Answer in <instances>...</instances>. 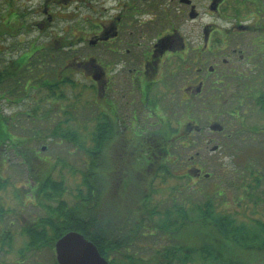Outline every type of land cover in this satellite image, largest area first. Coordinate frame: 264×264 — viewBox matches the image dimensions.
<instances>
[{
  "label": "flooded vegetation",
  "instance_id": "obj_1",
  "mask_svg": "<svg viewBox=\"0 0 264 264\" xmlns=\"http://www.w3.org/2000/svg\"><path fill=\"white\" fill-rule=\"evenodd\" d=\"M20 58L34 80L0 82L9 90L3 115L24 117L26 130L28 108L5 105L27 103L36 79L58 86L83 74L91 124L101 114L121 141L106 162L111 152L155 150L141 138L168 126L195 138L198 159L182 168L193 184L215 177L204 171L205 152H223L222 160L264 151V0H0V72Z\"/></svg>",
  "mask_w": 264,
  "mask_h": 264
},
{
  "label": "trees",
  "instance_id": "obj_2",
  "mask_svg": "<svg viewBox=\"0 0 264 264\" xmlns=\"http://www.w3.org/2000/svg\"><path fill=\"white\" fill-rule=\"evenodd\" d=\"M24 62L25 60L20 58L19 61L13 62L10 70L0 72V82L6 78L22 79L24 73L28 74L29 79L34 80L31 69L27 72ZM260 77L264 79V72ZM35 82H37L36 86L32 87L30 84L28 88V96L38 97L35 99L37 106L30 110L27 117L33 121L48 117L49 111L41 115L36 113L41 110L40 105L44 100L50 105V111L57 113L63 110L64 106L62 107L61 104L66 99L63 87L76 88L79 85L73 78L62 79L58 86L44 85L38 79ZM12 88L23 90L22 82L14 81ZM44 89L48 92L46 93ZM8 93L7 87L0 86V192L11 187L17 188L18 191L25 179L27 182L25 174L32 183H35L29 194L30 201L44 208L46 212L27 221L21 217L23 214H20V218L17 216L19 222L24 225L22 235L26 238L30 251L34 253L50 251L53 256L52 264H58L54 252L55 242L66 232L77 230L97 245L100 253L110 261V264H175L177 260L180 264L199 263V260L203 264H264V220L250 217L249 221H239L236 214L226 210L229 209L227 201L219 202L221 210L218 208L217 200L225 194L224 185L227 184L228 179L234 177L233 171L223 169V178L219 184H214L204 191L205 199L196 205L197 214L193 218L187 214L185 205L175 204L173 207L167 206L164 210L160 205L150 206L153 195L162 189L157 186L158 181L168 186L170 184L167 183L168 180L181 179L183 183L173 187L175 192L172 189L174 194L185 191L189 194L198 191L202 193L193 186L190 178L183 174L182 169L192 156L197 159L195 138L187 135L177 136L168 126L164 131L156 130L141 138L143 140L141 143L150 144V141L155 143V150L128 153L121 158L117 153L111 152L106 162L105 151L112 148V143H114L112 150H115V145L121 141L114 140L117 135L113 131V124L108 122V125L104 126L101 114L93 116L96 125L91 130L92 145L89 146L82 143L78 131L72 127L58 125L52 128L45 135L48 139L60 138L81 146L83 169H80L72 167L60 157H56L55 161L51 162L48 156L42 155L44 146L38 147V143L46 139L41 131L30 133L28 126L25 130L24 120L19 117L10 120L3 115L2 100ZM56 97L59 102L56 101ZM257 100L264 110L263 91L260 90ZM90 120L92 122V117ZM46 149L49 147L46 146ZM193 149H195L194 154L187 155ZM243 153L252 155L245 164L248 165L251 177L248 184L250 192L246 195L250 196V200L258 202L260 198L254 196L255 191L259 190L263 183L264 172L258 173L249 168L254 161H259L264 167V151ZM148 163H154V166ZM64 167L68 168L70 179L80 176L83 185L77 193L72 194V197L69 196L68 179L64 175L56 177L57 172ZM173 170L180 171V176H176ZM214 176L216 177L215 173ZM17 178L19 179L16 180ZM19 196L23 204L24 196L21 192ZM104 197L106 207L122 206V219L107 218L108 216L100 209ZM131 203L133 205H130ZM174 212L180 214L182 219L177 225L172 226L171 217ZM7 213H9L8 217L17 215V211L13 209ZM157 216L164 218L155 222L152 227L147 224ZM191 223H199L204 242L187 246L181 240V233L182 229ZM12 224L15 222L11 221ZM154 225L159 231L172 234L177 243L162 247L149 246L154 254L152 261L148 262L142 258L137 261L135 254L127 250L146 230H149L150 236L156 235ZM5 237L11 243L13 234L8 231Z\"/></svg>",
  "mask_w": 264,
  "mask_h": 264
},
{
  "label": "rangeland",
  "instance_id": "obj_3",
  "mask_svg": "<svg viewBox=\"0 0 264 264\" xmlns=\"http://www.w3.org/2000/svg\"><path fill=\"white\" fill-rule=\"evenodd\" d=\"M72 77L74 80L76 79L78 81L79 85L76 88L67 86L63 87L66 99L61 106H64L66 110H64L63 107V110L57 113L50 111V105L47 104L46 100H44L40 105L41 110L36 113L41 115L46 111H49L48 117L43 120L34 119V121L32 119H28V131L30 133H34V131L39 130L41 131V134L45 136L52 128H55L58 125H61L62 127H72L78 131L79 138L82 143L89 146L92 145L90 142V133L93 129V125L90 120L91 114L89 112L88 95L86 94V80L84 75L80 73H75ZM35 99L36 96L29 95L26 101L27 103L5 105L4 109L7 112H12L19 111L21 109L25 110L29 107L28 109L30 111L33 107L35 108L37 106ZM262 117L263 116L254 114L251 119V124L260 126V118ZM45 138L46 139L43 142L38 143L39 148L42 146L49 147V149L42 151V155L44 157L48 156V158L51 159V162L55 161L56 157H60L68 162L72 167L83 169V165L81 163L83 151L81 150V146L74 142L64 141V139L60 138L48 139L47 136H45ZM194 151L195 149L189 151L187 155L194 154ZM237 153L239 155H237ZM249 156L251 157L252 155H250V153L233 152L229 153L225 158L220 160L221 157H224L223 152L219 154L208 152V159L205 158L202 160L205 169L204 171L214 172L216 177L211 180L203 179L193 185L202 193L198 191L197 193L195 192L189 194L185 191L186 193L174 194L172 193V189H174L173 187L180 186L183 183L181 179H167V183H170L172 186L170 184L168 186L162 185L161 182L158 181L157 186L162 189L153 195L150 201V206L160 205V208L164 210L167 206L173 207L175 204L178 206L185 205L187 214L193 218L197 214L196 205L205 199V194H203L204 191L206 189H210V187L214 184L218 185L222 177V170L227 168L229 171H233L232 173L234 174V177L228 179L229 181L224 185L225 188L223 186L226 192L221 198H218L217 205L219 206V202L227 201L226 203H228L227 206L229 209L226 210L236 214L239 221H249L250 217L261 218L264 220V179L262 180L263 183L261 184L259 190L255 191L254 198H260L258 202L250 200V196L246 195L247 192H250L248 184H250L251 177L249 176L248 165H245ZM256 156L258 157L259 154ZM187 157L188 156H186V158ZM236 161L238 163H236ZM251 165L252 167H250L249 170L253 169V171H257L258 173L264 172V167L260 165L259 161H254ZM174 172L176 173V176H180V171ZM61 175H64L68 179L67 186L69 196L72 197V194L77 193L78 189L83 187L80 176L70 179L68 168H62L61 171L57 172L56 177H60ZM24 176L27 177V182L25 179L23 186L20 187L18 191L17 188L11 187L0 192V212L3 210L2 215H0V264H52L53 256L50 251L45 250L36 253L30 251L26 243V238L22 235L24 225H22L18 220V217L20 218V214H23L24 219L27 221L29 219L37 218L39 215L46 212L44 208L38 206L37 204H33L30 201L29 194L35 187V183H32L26 174ZM18 177L20 178V176ZM17 185L19 186L20 184L18 183ZM20 192L24 196V201H27V206L24 209L21 205L22 199L19 196ZM137 202L139 203V200H137ZM130 205H133V203ZM223 206L226 208L225 205ZM218 208L221 210V206ZM11 209L16 210L17 215L8 217L9 213H7V211H11ZM100 209H102L105 215L108 216L107 218L114 217L115 220L122 219V206L109 205L106 207L105 197L102 199ZM172 210H174V208H172ZM163 218L164 216H157L153 221L149 220L147 224L152 227L155 222H159ZM171 219L172 226H175L182 218L180 214L174 212ZM11 221L15 222V224L11 225ZM154 229L156 235L154 234V236H150L149 230H146L143 235L138 238L137 242L128 248L127 251L135 254L137 261H140V258L148 262L152 261L154 254L149 246L152 247L153 245H156V247H162L177 243L176 238L173 237L172 234L159 231L158 227L155 225ZM8 231L13 234L11 243H9L8 238L5 237V234ZM182 231L181 240L187 246L204 242L199 223L188 224L184 227V229H182ZM175 264H180V262L177 260ZM190 264L203 263L199 260V263L191 262Z\"/></svg>",
  "mask_w": 264,
  "mask_h": 264
},
{
  "label": "water",
  "instance_id": "obj_4",
  "mask_svg": "<svg viewBox=\"0 0 264 264\" xmlns=\"http://www.w3.org/2000/svg\"><path fill=\"white\" fill-rule=\"evenodd\" d=\"M54 249L58 264H110L95 243L78 231H69L60 237Z\"/></svg>",
  "mask_w": 264,
  "mask_h": 264
}]
</instances>
